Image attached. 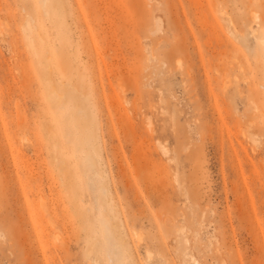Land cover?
Wrapping results in <instances>:
<instances>
[{
	"label": "rangeland",
	"instance_id": "obj_1",
	"mask_svg": "<svg viewBox=\"0 0 264 264\" xmlns=\"http://www.w3.org/2000/svg\"><path fill=\"white\" fill-rule=\"evenodd\" d=\"M262 5L0 0V264H264Z\"/></svg>",
	"mask_w": 264,
	"mask_h": 264
},
{
	"label": "bare ground",
	"instance_id": "obj_2",
	"mask_svg": "<svg viewBox=\"0 0 264 264\" xmlns=\"http://www.w3.org/2000/svg\"><path fill=\"white\" fill-rule=\"evenodd\" d=\"M259 3H261V0H257ZM78 3V2H77ZM262 8H264V5H262ZM79 11H80V9H79ZM82 15V14H81ZM251 16H252V18H253V20H256V18H257V15H256V13H252L251 14ZM84 19V18H83ZM261 21H262V23H261V27H262V36L259 38V40L262 42V44H263V46H264V16L262 17V19H261ZM85 22V21H84ZM109 36V35H108ZM107 36V37H108ZM91 37V36H90ZM113 38V37H112ZM82 41V40H81ZM108 41V43H110L109 42V40H107ZM112 42V41H111ZM82 43V42H81ZM111 45V44H110ZM82 47H83V45H81ZM93 46V45H92ZM84 47H87V45L86 46H84ZM91 47V46H90ZM109 47H111V46H109ZM116 48V47H115ZM183 48H185V46H182V49ZM80 49V48H79ZM94 49H96V48H94ZM98 50V49H97ZM102 50V49H101ZM106 50V49H105ZM79 51V50H78ZM83 51V50H82ZM86 51H87V48H86ZM89 52V49H88V51L86 52V54ZM94 52H96V51H94ZM107 52V51H106ZM115 52V51H114ZM81 53V52H80ZM82 53H84V52H82ZM80 54V55H84V54ZM90 53V52H89ZM89 53L87 54L88 55V57H90L89 56ZM97 53V52H96ZM102 53V52H101ZM85 54V55H86ZM98 54V53H97ZM104 55V54H103ZM117 55V54H116ZM74 59L70 62L71 63V67H73L74 65V63L73 62H75L77 65H75L76 66V68H75V70H77L79 73H78V79L75 81V83L73 84L74 86H73V88H74V93H77V94H80L81 95V97L85 100V98L84 97H86V96H82V95H84L83 93H82V90H85V87L87 88V85H86V83H85V79H84V77L82 76L83 74H82V72H81V64H80V57H79V55L77 54V53H74ZM117 56H119V55H117ZM87 57V58H88ZM95 57H97V56H95ZM105 57H106V55H105ZM104 57V58H105ZM102 57H100V59H101ZM81 59L82 60H84L83 59V57H81ZM90 60H91V57L89 58ZM86 61V60H85ZM84 61V62H85ZM107 61V60H106ZM84 62H83V65H84ZM98 62V61H97ZM105 62V61H104ZM110 62V61H109ZM73 63V64H72ZM82 63V62H81ZM111 63V62H110ZM91 64V63H90ZM90 64H87V62L85 63V65H86V67L84 68V69H86L87 68V66H89ZM52 65H53V63H52ZM94 65V64H93ZM114 65V64H113ZM117 66V65H116ZM89 67H92V65L91 66H89ZM97 67H98V65H97ZM109 67V66H108ZM55 68V67H54ZM56 68H57V66H56ZM55 68V69H56ZM74 68V67H73ZM119 68H122V67H119ZM119 68H117V69H119ZM91 70L90 68H87V72H88V75H90L89 74V70ZM107 69V68H106ZM54 70V69H53ZM93 70V69H92ZM91 70V71H92ZM108 70V69H107ZM58 70H56V72H57ZM87 72L84 74V75H86L87 74ZM94 72V71H93ZM92 72V73H93ZM106 72V71H105ZM112 73H114V71L112 72ZM59 74V73H58ZM110 74V73H109ZM95 75V74H94ZM94 75H93V77H94ZM91 76H92V74H91ZM91 76H88V77H91ZM93 77H91V80H92V78ZM87 78V77H86ZM108 78V77H107ZM116 78H117V75H116ZM89 79V78H88ZM87 79V80H88ZM93 81V80H92ZM95 81V80H94ZM100 81H101V79H100ZM87 82V81H86ZM111 82V81H110ZM112 82H113V80H112ZM115 82V81H114ZM90 83H92L91 81H90ZM98 83V82H97ZM97 83H96V85H97ZM101 83V82H100ZM64 84V83H63ZM108 84V83H107ZM99 85V84H98ZM98 85H97V88H98ZM104 85V84H103ZM102 84H101V87L103 86ZM55 86V85H54ZM52 86L51 87V94H50V99L55 103V104H59L64 98L62 97L63 95H64V97H65V94H61L60 95V92H59V90H58V88H57V86ZM93 86V85H92ZM119 88H120V92L122 91L121 90V88H123V87H121V85L119 84ZM70 87H72V84H71V86ZM90 87V86H89ZM94 87H96V86H94ZM104 87V86H103ZM102 87V91H103V88ZM92 88V87H91ZM97 88H96V90H97ZM100 88V87H99ZM99 88H98V90H99ZM89 89V88H88ZM101 89V88H100ZM113 89V88H112ZM95 90V89H94ZM95 90V91H96ZM126 90V89H125ZM125 90H123V91H125ZM86 91V90H85ZM93 91V90H92ZM100 91V90H99ZM105 91V90H104ZM64 92V91H63ZM86 92H88V91H86ZM90 92V91H89ZM97 92V91H96ZM62 93V92H61ZM94 93V92H93ZM99 93V92H98ZM98 93L96 94V95H98ZM88 94H90V93H88ZM118 94V93H117ZM91 96L92 95H94V94H90ZM99 95H100V93H99ZM103 95H104V92H103ZM111 95V94H110ZM119 95V94H118ZM122 96V95H121ZM60 97V98H59ZM63 99H62V98ZM87 97H89V96H87ZM86 97V98H87ZM92 97H94V96H92ZM110 97V96H109ZM95 98V99H94ZM93 99V101H95V100H98L99 99V97H97L98 99H96V96L94 97ZM101 98V97H100ZM112 100V99H111ZM99 101H101V100H99ZM105 101V100H104ZM118 101V100H117ZM96 102V101H95ZM102 102V101H101ZM97 103V102H96ZM93 104V103H92ZM115 104V103H114ZM107 108V107H106ZM118 108V107H117ZM99 111L100 112H102V114H104L103 113V111H101V109H99ZM114 111H115V109H114ZM97 112H98V110H97ZM118 112H122L121 110L120 111H118ZM117 112V113H118ZM126 112V111H125ZM99 113V112H98ZM110 114V113H109ZM121 114V113H120ZM105 115V114H104ZM123 115V113L121 114V119H124V115ZM101 116H103V115H101ZM106 116V115H105ZM104 116V117H105ZM110 120H112L111 118H110ZM125 121H127V119L125 118V120L123 121V122H125ZM112 122V121H111ZM109 123V122H108ZM126 123V122H125ZM101 124V123H100ZM108 125V124H107ZM94 131V130H93ZM2 136V135H1ZM3 142V141H2ZM89 142H90V145H91V140H89ZM3 144V143H2ZM5 144V143H4ZM93 144H94V140H93ZM9 145V144H8ZM4 146V145H3ZM9 147V146H8ZM4 150V149H3ZM12 152V151H11ZM3 153V152H2ZM113 155V154H112ZM4 156H6V155H4ZM4 156H2V157H4ZM113 158L115 157V156H112ZM8 158V157H7ZM13 158V157H12ZM10 160V159H9ZM14 161V160H13ZM86 161H87V163L86 164H88V165H90L92 168H94V174H93V179H96V178H99V179H101L102 178V175H101V172L98 170V168H97V164H96V160L94 159V158H92V157H88L87 159H86ZM107 163H108V161H106ZM117 176V175H116ZM113 180H114V177L111 175L110 176V181L111 182H113ZM107 182V180H105V185L101 188V194H102V196L104 197V201L106 200V197H107V192H108V187L106 186V183ZM46 211V210H45ZM54 212H52V214H53ZM55 215V214H54ZM53 215V216H54ZM56 217V216H55ZM42 218H43V213H42ZM45 219V218H44ZM111 230H113V231H117L118 229H116V226H114V225H112L111 224ZM28 264H30V263H28Z\"/></svg>",
	"mask_w": 264,
	"mask_h": 264
}]
</instances>
